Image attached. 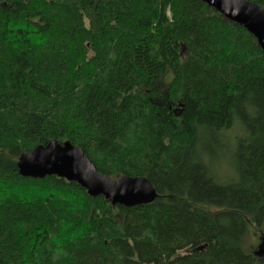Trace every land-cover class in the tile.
Masks as SVG:
<instances>
[{
    "label": "trees",
    "instance_id": "1",
    "mask_svg": "<svg viewBox=\"0 0 264 264\" xmlns=\"http://www.w3.org/2000/svg\"><path fill=\"white\" fill-rule=\"evenodd\" d=\"M237 125L228 180L203 139ZM52 140L156 197L125 207L23 177L21 154ZM262 228L264 50L250 31L202 0H0V264H264L246 247Z\"/></svg>",
    "mask_w": 264,
    "mask_h": 264
},
{
    "label": "water",
    "instance_id": "2",
    "mask_svg": "<svg viewBox=\"0 0 264 264\" xmlns=\"http://www.w3.org/2000/svg\"><path fill=\"white\" fill-rule=\"evenodd\" d=\"M226 18L250 31L264 50V9L248 0H202ZM18 169L23 177L58 176L75 181L93 197L104 196L113 204L133 207L156 197L153 186L142 177L118 180L100 172L81 147L52 140L21 154ZM256 255L264 262V236Z\"/></svg>",
    "mask_w": 264,
    "mask_h": 264
},
{
    "label": "rangeland",
    "instance_id": "3",
    "mask_svg": "<svg viewBox=\"0 0 264 264\" xmlns=\"http://www.w3.org/2000/svg\"><path fill=\"white\" fill-rule=\"evenodd\" d=\"M230 133V137L226 138L223 136L222 138H212L210 135L207 138H204L203 141V147L208 151V153L211 156H222L221 160H216L217 165L216 168L219 172V175L221 177H224L225 179L228 180H233L237 176L234 171V160H232V151L234 147V143L232 140L234 139L233 137L242 134L243 129L239 127V125L235 126L234 129H232ZM215 157L212 159L211 157V163L215 162ZM215 162V163H216ZM222 168V169H221ZM5 192V191H4ZM37 194H41L39 192V189L36 190ZM251 233L248 236L247 242H246V247L247 249H251L252 247L257 249L259 245L261 244L262 240L261 238L264 236V228L262 230ZM255 233V234H254Z\"/></svg>",
    "mask_w": 264,
    "mask_h": 264
},
{
    "label": "bare ground",
    "instance_id": "4",
    "mask_svg": "<svg viewBox=\"0 0 264 264\" xmlns=\"http://www.w3.org/2000/svg\"><path fill=\"white\" fill-rule=\"evenodd\" d=\"M81 186V185H80Z\"/></svg>",
    "mask_w": 264,
    "mask_h": 264
}]
</instances>
